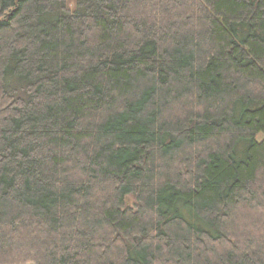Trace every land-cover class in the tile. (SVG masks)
Wrapping results in <instances>:
<instances>
[{
	"label": "trees",
	"instance_id": "1",
	"mask_svg": "<svg viewBox=\"0 0 264 264\" xmlns=\"http://www.w3.org/2000/svg\"><path fill=\"white\" fill-rule=\"evenodd\" d=\"M0 264H264V0H0Z\"/></svg>",
	"mask_w": 264,
	"mask_h": 264
}]
</instances>
